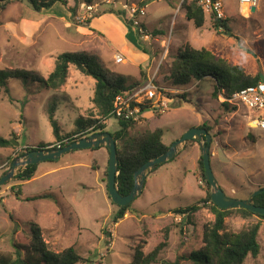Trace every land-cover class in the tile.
<instances>
[{
  "label": "rangeland",
  "instance_id": "1",
  "mask_svg": "<svg viewBox=\"0 0 264 264\" xmlns=\"http://www.w3.org/2000/svg\"><path fill=\"white\" fill-rule=\"evenodd\" d=\"M124 1L147 4L145 15L140 19L148 38L140 40L146 42L144 46L149 54L158 56L166 52L154 79L157 92L153 98L145 99L150 108L128 129V135L136 137L160 127L164 131L162 142L170 145L190 125L200 122L202 115L211 114L213 121L205 122L210 127L209 132L220 134L219 140H224L222 133L226 128L218 126V116L220 111L232 109L218 100L215 82L201 79L173 87L169 79L171 62L179 48L190 45L213 51L241 66L251 76L264 73V0H258L255 10L248 16L238 11V0H221L229 29L218 31L212 27L211 12H204L201 27L187 20L179 5L189 0H92L91 4L84 0H65L64 3L55 1L49 8L38 11L28 0H8L0 7V68L30 70L33 80L30 77L10 79L8 91L0 92V137L19 143L0 146V176L10 168L11 161L21 156L23 148L43 143H51L49 146L53 147L58 143L47 119L51 105L63 136L71 134L74 121L79 116L89 115L93 108L95 80L73 65H69L66 82L60 88L50 90L42 85L39 78L47 77L53 70L58 54L81 50L95 54L105 68L126 75L129 83H138L137 68L126 59L116 63L117 53L108 43L111 41L102 29H97L98 24L103 25L109 17L119 16L127 26L123 27L125 37L137 47L135 27L127 23L129 19L122 7ZM112 10H123L125 14L117 15ZM94 19L96 24H92ZM153 32L158 33L154 35ZM140 68V75H143L147 67ZM156 100L158 107L153 110ZM117 122L109 118L104 122L105 130L113 133L118 129ZM225 133L229 142L213 140L210 147L213 171L221 184L218 185L227 195L247 198L254 190L264 187L257 186L263 185L258 177L264 175V163L260 166L257 158L261 152L259 143L264 142V131L256 129L254 145L253 142H240L232 130ZM250 137L249 133L247 141ZM221 147L230 148L231 158L238 161V166L231 162L232 168L239 167L234 169V174L224 169L228 160ZM219 155L222 156L220 162ZM199 157L198 143L193 139L186 141L184 149L173 160L160 164L148 174L142 192L116 223L113 217L118 206L107 193L108 151L105 147L72 150L56 160L40 162L33 175L25 179L17 177L20 167L11 180L0 185V251L13 254L14 242L27 243L25 235L31 223L40 227L50 249L61 251L72 246L80 256L91 259L92 264H128L133 248L141 241H146L144 252L163 241L166 226L170 230L167 245L159 253L161 261H173L176 256L198 250L202 246L203 226L214 220L207 207L209 202L192 215V223L186 221V214L173 210L203 202L210 191L201 177ZM243 177L248 182H244ZM241 183L245 185H239ZM39 195L43 196L34 198ZM258 221L259 254L255 258L247 256L244 264H264V218L243 217L235 210L224 218V231L232 232ZM161 261L152 264H163ZM187 263L183 260L180 264Z\"/></svg>",
  "mask_w": 264,
  "mask_h": 264
},
{
  "label": "trees",
  "instance_id": "2",
  "mask_svg": "<svg viewBox=\"0 0 264 264\" xmlns=\"http://www.w3.org/2000/svg\"><path fill=\"white\" fill-rule=\"evenodd\" d=\"M7 1L8 0H0V7H3ZM55 1L65 2V0H28L30 5L37 11L43 8H49ZM84 2L91 4L92 0H84ZM198 2L199 0L183 1L180 8L182 7L184 10L187 20L192 21L194 26L201 27L204 23V11ZM112 12L117 15L125 14L123 10H112ZM127 23L132 25L130 20H127ZM212 27L216 31L220 28L229 29L227 26V19L217 18L214 14ZM156 33L158 32H153L154 35ZM137 37L140 40L141 37L138 33ZM69 65H73L81 73L91 76L95 80L91 99L93 108L89 115L86 117L79 116L74 121V130L71 134L66 136L60 133L57 120L54 117V106L51 105L48 108L47 119L52 127L54 139L58 141L59 146H63L66 143L87 136L93 132L106 131V126L101 120L111 118L113 101L116 95L125 92L137 84L136 81L129 83L126 75L105 68L95 54L81 50L67 51L56 56L53 70L47 77L39 78L44 88L56 90L64 85L68 76ZM28 77L33 80V72L30 70L17 67L0 68V92L8 91L10 79L26 80ZM169 79L173 87L185 86L192 81H199L201 79H210L215 82L218 94L222 92L227 97L245 86L254 85L261 81L259 73L251 76L247 74L241 66L227 61L213 51L207 48L197 49L190 45L179 48L177 53L173 56L169 71ZM222 104L227 107L229 106L232 110L237 108V106L230 105L227 102ZM149 107V105H144L141 109L142 111H146ZM117 121L118 129L111 133L115 140L118 141V171L115 181L118 192L121 195H125L131 190L134 184L133 172L145 161L164 153L169 145L162 142L164 131L160 127L147 130L136 137H130L128 135V129L132 127L136 121L131 119H120ZM91 126L93 129L88 131V128ZM198 127H204L210 131V127L206 123ZM76 134L79 135L77 136ZM64 139L65 141H63ZM50 144L51 143H43L37 145L36 148H43ZM9 145H12L9 139L0 137L1 147ZM53 147H57V145ZM30 149H32V147L23 148L24 151ZM158 166L159 165L152 171ZM198 166L201 171L202 180L205 181L208 191L209 185L203 174L204 170L201 156L198 159ZM35 170L36 165L31 164L25 166L20 170L17 177L25 179L27 175H33ZM19 191L20 189H18V192ZM18 192L17 195L19 194ZM41 196L39 195L34 198ZM206 202H209L207 207L214 215V220L203 226L201 238L202 246L198 250H194L186 255L176 256L173 261H161L159 259V253L160 250L167 245V236L170 230L169 226H166L163 241L149 252L143 251V244H145L146 241H141L139 246L136 245L133 248L132 258L128 264H152L158 261L163 262V264H180L183 260L187 261V264H244L247 256H251L252 258L257 257L260 250L257 239L260 222L258 221L237 232H232L224 231V218L229 215L231 210L237 211L243 217L255 215L259 218H264V215L252 213L244 208L221 209L211 202L210 191L207 192L203 202L201 201L185 207H179L173 211L177 214H186V221L192 223V215ZM252 202L258 206H264V191H260L256 194L252 198ZM131 203L132 202L126 206H118V210L113 217L114 223L123 218L130 210ZM25 238L28 240L27 243H13V254L0 251V264H77L78 262L92 264L91 259L80 256L72 246L66 247L61 251H53L50 249L43 239L40 227L35 223L30 224V227L26 230Z\"/></svg>",
  "mask_w": 264,
  "mask_h": 264
},
{
  "label": "water",
  "instance_id": "3",
  "mask_svg": "<svg viewBox=\"0 0 264 264\" xmlns=\"http://www.w3.org/2000/svg\"><path fill=\"white\" fill-rule=\"evenodd\" d=\"M254 10L255 6H252L251 11ZM259 76L261 82L264 83V74L260 73ZM191 139L195 140L200 148V156L204 170L203 174L210 188L211 202L221 209L244 208L252 213L264 215V206H258L252 202V198L260 191H264V187L254 190L247 198H236L227 195L218 185L210 163V145L212 142V135L206 128L198 126H191L187 128L180 137L168 146L164 153L154 156L141 164L133 172L134 184L131 190L125 195H121L118 192L115 181L118 171L117 142L113 134L107 131L93 132L87 136H83L66 143L63 146H46L43 148L32 147V149L12 161L10 168L0 176V185L11 180L14 177L16 170L20 167L24 168L25 166L31 164L36 165L43 161L56 160L72 150L98 148L102 146L108 151L106 174L108 196L117 206H126L142 192L147 174H149L157 165L172 160L179 153L186 141ZM10 142L15 146L19 144L17 141L12 139Z\"/></svg>",
  "mask_w": 264,
  "mask_h": 264
},
{
  "label": "built area",
  "instance_id": "4",
  "mask_svg": "<svg viewBox=\"0 0 264 264\" xmlns=\"http://www.w3.org/2000/svg\"><path fill=\"white\" fill-rule=\"evenodd\" d=\"M125 3L122 5L124 8L128 19L131 21L132 26L135 27L136 32L142 38H148L146 29L142 26L140 17L145 15L144 6L137 3ZM258 0H238V11L243 12L244 6L248 8V13H251V7L256 6ZM199 5L202 7L204 12H211L217 18H226L224 12L222 11L221 0H199ZM182 1L180 2V6ZM87 9H92V6H87ZM169 39V37H167ZM165 50V49H164ZM163 50V51H164ZM161 51V52H163ZM166 52L158 56H154L152 53L151 63L157 61L155 64L150 65L152 71L146 74L144 80L138 82L136 85L132 86L123 93L116 95L113 101V110L111 111V118L116 120H127L131 119L137 121L143 116L145 111H142L141 107L145 104V99H151L157 92V83L154 81L157 75L158 68L162 63ZM154 56V58H153ZM114 60L116 63L123 61V55L120 53L115 54ZM140 98V100H139ZM218 100L220 103L227 102L230 105L242 107L250 112V125L249 128L258 129L264 131V83L259 81L257 84L248 85L240 90L232 93L230 96H225L222 92L218 94ZM157 102V100H156ZM154 103L153 110L158 107V102ZM164 104V102H162ZM166 105V104H165ZM150 106V105H149ZM150 108V107H149ZM108 119H102V123L106 122ZM92 126L89 130H92ZM88 130V131H89ZM59 145V143H57Z\"/></svg>",
  "mask_w": 264,
  "mask_h": 264
},
{
  "label": "crops",
  "instance_id": "5",
  "mask_svg": "<svg viewBox=\"0 0 264 264\" xmlns=\"http://www.w3.org/2000/svg\"><path fill=\"white\" fill-rule=\"evenodd\" d=\"M144 6L146 7L147 4L145 3ZM114 16L115 17H113V18L112 17H109V19L107 18L108 19L107 22L103 23V25L101 23L98 24V28L97 29L98 30L102 29V32L105 34L107 39L109 41H111V42H108V43L111 46V49L115 50V53H120V54L123 53L122 54L123 55V60L126 59L129 63H132L135 68H137V70H136L137 74L136 75H138V77H136V78L137 79L139 78L138 82H141L142 80H144L146 74L150 73L151 68L149 66L151 65L152 53L149 54L147 52V49L144 46L146 44V42L139 40V38L137 37L136 30L133 31L135 33L136 37H137V38L134 37V40L138 41V45L136 47L133 43H130V41H128V39L125 37V32H123V27L124 28L127 27L126 23L123 22L124 21L123 18H121L119 16L117 17L116 15H114ZM116 19L118 20L117 23L116 22L115 23L111 22L112 20H116ZM93 23L96 24V20L95 19L93 20L92 24ZM133 32H131V33L134 34ZM130 40H132V39H130ZM143 47H144V49H143ZM140 66H142L143 68L147 67L145 69V72H144L143 75H140V72L142 70V68H140ZM220 112H221V115L218 116V123H219L218 126L219 127L224 125L225 126L224 128H226V131L232 130L234 132V134L236 135V138L240 142H253L252 143L253 145L256 144V138H255V135H254L256 129L249 128V125H250V122H249V120H250V112L248 110H246V109H244L242 107H237L235 110H230V111H227V112L220 111ZM207 121H213V115H211V114H207L206 116L202 115V120L200 122H198L197 124H194V125H190L189 127H191V126H199V125H201V124H203V123H205ZM216 129L217 128H215V130ZM222 130H224V129H222ZM226 131H224L222 133L224 135L223 136L224 140H219L218 137H220V134L214 135V133L212 131V133H211L212 142H211L210 147L213 146V144H212L213 140H215V142H229V137L225 133ZM249 133H250L251 137H250V140L247 141L246 137L249 135ZM259 136H261V135H259ZM259 145H260V148H261V152L258 153V158L259 159L257 158V163H259V165L261 166V164L264 163V142L259 143ZM183 149H184V146L180 150V152ZM223 149L225 150L226 148H222L221 147L222 151L220 149L219 150L222 152V154L223 153L226 154L227 160H228V163L226 164V167L224 169H225V171L227 169L228 172H231V173L234 174V169L237 168L236 165L238 166V164L236 162H238V161H236V160L234 161L231 158V155H232L231 153L232 152L228 151V150H230V148H228L225 151ZM215 155L216 154H214V156ZM221 158H222L221 155H219V158L217 156L218 162H220ZM213 160H214V158H212V155H211L210 156V163H211L212 170H213V166H212ZM223 160H224V158H223ZM233 161H234V164H236V165H234L233 168H232L231 164L233 163ZM237 169H239V167ZM213 173H214V171H213ZM214 175H215V177L217 179V182L219 183V179H218L217 175L215 173H214ZM147 176H148V174H147ZM221 176L223 177L224 175H221ZM258 178H260L258 181L261 182L263 185H257V186H264V175L263 174L259 175ZM250 180L252 181V179H250ZM243 181L244 182H248V179L245 177ZM243 181H241V182H243ZM239 185L244 186L245 183H241Z\"/></svg>",
  "mask_w": 264,
  "mask_h": 264
},
{
  "label": "bare ground",
  "instance_id": "6",
  "mask_svg": "<svg viewBox=\"0 0 264 264\" xmlns=\"http://www.w3.org/2000/svg\"><path fill=\"white\" fill-rule=\"evenodd\" d=\"M248 8L246 7V6H244V9H243V15H245V16H248Z\"/></svg>",
  "mask_w": 264,
  "mask_h": 264
},
{
  "label": "flooded vegetation",
  "instance_id": "7",
  "mask_svg": "<svg viewBox=\"0 0 264 264\" xmlns=\"http://www.w3.org/2000/svg\"><path fill=\"white\" fill-rule=\"evenodd\" d=\"M9 140H11V139H9ZM17 142H18V141H17ZM22 150H23V149H22ZM27 151H28V150H27ZM27 151H24V150H23V152H22L21 156H22V155H23L25 152H27Z\"/></svg>",
  "mask_w": 264,
  "mask_h": 264
},
{
  "label": "clouds",
  "instance_id": "8",
  "mask_svg": "<svg viewBox=\"0 0 264 264\" xmlns=\"http://www.w3.org/2000/svg\"><path fill=\"white\" fill-rule=\"evenodd\" d=\"M142 6H144V5H142ZM57 145V144H56ZM57 146H59V145H57Z\"/></svg>",
  "mask_w": 264,
  "mask_h": 264
}]
</instances>
